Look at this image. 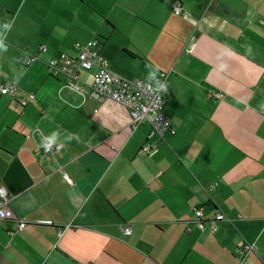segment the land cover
I'll list each match as a JSON object with an SVG mask.
<instances>
[{
    "label": "crops",
    "instance_id": "obj_1",
    "mask_svg": "<svg viewBox=\"0 0 264 264\" xmlns=\"http://www.w3.org/2000/svg\"><path fill=\"white\" fill-rule=\"evenodd\" d=\"M91 39L113 71L167 73L175 131L150 151L148 122L91 95L93 68L81 92L49 72ZM1 82L0 185L29 221L0 220V264H264V0H0Z\"/></svg>",
    "mask_w": 264,
    "mask_h": 264
},
{
    "label": "built area",
    "instance_id": "obj_2",
    "mask_svg": "<svg viewBox=\"0 0 264 264\" xmlns=\"http://www.w3.org/2000/svg\"><path fill=\"white\" fill-rule=\"evenodd\" d=\"M173 9L177 12L182 11L180 6L174 5ZM7 27L8 23H3ZM98 39H91L86 42H74L76 48L75 54L64 51H58L52 55L47 61V68L50 73H62L65 75V85L76 92L83 89L80 80V71L84 69H92L91 95L97 98H111L120 102L128 110L131 126H136L141 122L150 124L147 133V140L141 145L142 151H150L156 146V137H163L169 131L173 133L175 127L171 120L164 112V96L168 88L166 83L167 73L159 70L152 77L148 76H127L119 72L113 71L107 65V59L100 53L98 49ZM38 52L44 51L46 45L39 43L36 47ZM38 58L36 53H32L23 58L25 65L30 64ZM16 88L15 83L1 82V93H12ZM209 97L220 98L223 92L212 89L207 92ZM33 94L29 93L28 98H32ZM26 100H22L24 104ZM57 145L52 140H44L42 143V151L51 152ZM65 180L71 182V178L64 174ZM10 195L5 187L0 185V220L13 218L16 220V227L9 231L10 234L16 229H22L29 220L17 218L9 205ZM193 212L200 228H215V222L206 223L203 217V207L196 205ZM222 212H217L213 220L224 218ZM35 221V220H31ZM49 223V221H45ZM126 234L131 232L129 226H123ZM243 250L249 251L254 246L246 243Z\"/></svg>",
    "mask_w": 264,
    "mask_h": 264
}]
</instances>
